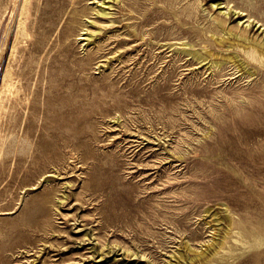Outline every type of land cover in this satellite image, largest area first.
Returning <instances> with one entry per match:
<instances>
[{
    "label": "rangeland",
    "instance_id": "374dc122",
    "mask_svg": "<svg viewBox=\"0 0 264 264\" xmlns=\"http://www.w3.org/2000/svg\"><path fill=\"white\" fill-rule=\"evenodd\" d=\"M44 1L29 0L14 47L22 0H0V67L20 89L0 106V264H177L206 251L223 203L264 236V72L208 71L175 48L227 10L263 35L264 0H77L69 36ZM228 244L200 264H264V243Z\"/></svg>",
    "mask_w": 264,
    "mask_h": 264
},
{
    "label": "bare ground",
    "instance_id": "6f19581e",
    "mask_svg": "<svg viewBox=\"0 0 264 264\" xmlns=\"http://www.w3.org/2000/svg\"><path fill=\"white\" fill-rule=\"evenodd\" d=\"M50 2L52 0H49ZM49 1H44V3H49ZM55 1V3L57 5H55V7L53 8V12H52V22L53 24L55 23V25L52 26H56V19L60 20V17H64L63 15H65V23L66 26L65 28H63L61 31H63V35L64 36H69L71 33L74 34L75 30H76V23L78 22V15H80L79 13V8L76 7V2L77 0H53ZM109 3L111 2L110 5L107 4L108 7L112 6L113 4H117V2H119V0H108ZM125 1V0H124ZM136 1V0H135ZM148 1V0H147ZM168 1V0H167ZM202 0H200L201 2ZM205 1V0H204ZM216 1V0H215ZM262 1V0H260ZM34 2V1H33ZM128 2V1H127ZM131 2V1H130ZM146 2V1H145ZM195 4V3H188L187 6L179 8V9H173V10H169V12H171L174 17H176V19L179 21L181 19H179L180 17V10H185L187 11L188 14H192L194 12L197 11V7H199V3ZM207 2V1H206ZM219 2V1H218ZM217 2V3H218ZM239 2V1H238ZM263 2V1H262ZM3 3V2H2ZM8 3V2H7ZM6 3V4H7ZM29 3V0H22V6L20 8V16L17 22V28L15 29V35H14V47L18 46L16 43L20 42L24 37H26L27 34V30H26V25L24 24V16L27 13V4ZM53 3V2H52ZM148 3V2H146ZM1 4V2H0ZM5 5V3H3ZM12 4H14L12 2ZM121 4V3H119ZM170 4V3H169ZM168 4V5H169ZM258 4V3H257ZM2 5V4H1ZM53 5V4H51ZM122 5V4H121ZM171 5V4H170ZM248 3H246V0H244V3H242L241 5H239L242 9H247L248 8ZM14 6V5H13ZM43 6V5H42ZM49 6V5H48ZM106 6V7H107ZM209 6V5H208ZM214 6H219L218 4H211V6H209L210 11L212 10L211 7L214 8ZM258 6V5H257ZM8 7V6H7ZM44 7V6H43ZM41 7V8H43ZM121 7H124L123 5ZM126 7V6H125ZM157 7V6H156ZM159 7V6H158ZM2 8V7H1ZM52 8V6H51ZM202 8V7H201ZM203 8L204 5H203ZM50 9V8H48ZM84 9V8H83ZM135 9V5L134 3L129 4V15L131 13V11ZM152 9V8H151ZM208 9V10H209ZM254 9V7H253ZM5 10V9H3ZM2 10V11H3ZM82 10V9H81ZM104 10V9H103ZM107 10V11H106ZM105 11H103L101 14H110L108 12V8ZM110 10V9H109ZM142 10V9H141ZM200 10V9H199ZM205 10V9H204ZM11 11V10H10ZM49 11V10H48ZM101 11V10H100ZM222 12V10H220ZM226 11V10H225ZM231 11V9H230ZM256 11V9L254 10ZM29 12V11H28ZM163 12V11H162ZM228 13V10L226 11ZM223 12V14H219L217 15V13L215 14V16H211L212 18H210L211 20L209 21V23L203 27V29H198L196 27L192 28V30L197 34L198 38H200L199 41L195 42H191V41H181L179 43V45L175 46V48L181 52L184 53L186 55V57H190L192 58V60L196 61L195 63H198L199 66L201 67H205V69H207L208 71H214V70H218L219 68H227L230 67L231 69L233 68L231 73H237L240 76L245 77V79L247 77H254L257 73L258 70H262L264 72V34H257L256 33V29L259 27L258 26L255 28V32L251 31V27L247 26V24H245L244 27H240L239 24H231L229 15L230 13H228L229 15L227 16V13ZM233 12V11H232ZM235 12V11H234ZM239 12V11H238ZM17 13V12H16ZM32 13V12H31ZM164 13V12H163ZM236 13V12H235ZM4 14V13H3ZM11 14V13H10ZM47 14V12H46ZM45 14V15H46ZM113 14V13H112ZM111 14V15H112ZM126 14V13H125ZM146 14V12H145ZM166 14V13H164ZM238 14V13H237ZM261 14V12H260ZM15 15V14H14ZM42 15V14H41ZM48 15V14H47ZM105 15V16H106ZM194 15V14H193ZM32 16V15H31ZM54 16L56 18H54ZM122 16V15H121ZM145 16V15H144ZM157 16V15H156ZM119 17V16H118ZM132 16L127 17L128 19H126L125 21H128L131 19ZM169 17V16H168ZM167 17V18H168ZM47 17H45L46 19ZM170 18V17H169ZM168 18V19H169ZM12 19V18H11ZM152 18L150 17H143V25H148L149 23L151 24ZM158 19V17H157ZM47 20V19H46ZM50 20V17H49ZM119 20V19H118ZM122 20V19H121ZM124 20V19H123ZM117 21V20H115ZM140 21V20H139ZM168 21V20H167ZM173 21V20H172ZM241 21V20H240ZM48 22V21H47ZM58 22V21H57ZM61 22V21H60ZM12 23V20H11ZM16 23V22H15ZM49 23V22H48ZM51 23V22H50ZM79 23V22H78ZM77 23V24H78ZM83 23V22H82ZM125 23V22H122ZM132 23V22H131ZM155 23V22H154ZM240 23V22H239ZM130 24V23H129ZM133 24V23H132ZM174 24V23H173ZM256 24V22H255ZM253 24V25H255ZM29 25V24H28ZM63 25V24H62ZM126 25V24H125ZM252 25V26H253ZM257 25V24H256ZM8 26V25H7ZM6 26V27H7ZM12 26V25H11ZM59 26V25H58ZM168 26V25H167ZM166 26V27H167ZM64 27V25H63ZM133 27V26H132ZM176 27V26H175ZM82 28V26H81ZM131 28V27H130ZM129 28V29H130ZM253 28V27H252ZM7 29V28H6ZM9 29V28H8ZM127 29V28H125ZM259 29V28H258ZM14 30V29H13ZM12 32V31H11ZM136 31H134V29H131V32L129 33H135ZM61 33V32H60ZM202 33H206L204 34L202 37ZM142 35V34H141ZM183 36V35H182ZM142 37V36H139ZM185 37V36H184ZM67 38V37H66ZM193 38V37H192ZM143 39V37H142ZM141 39V40H142ZM182 39V38H181ZM184 39V38H183ZM182 39V40H183ZM65 40V38H64ZM67 40V39H66ZM191 40V39H190ZM5 43V42H4ZM162 43V42H161ZM16 44V46H15ZM166 44V43H165ZM21 45V44H19ZM167 45V44H166ZM174 45V44H173ZM169 46L171 47L172 44H169ZM13 49V47H11ZM163 48V47H162ZM169 48V47H168ZM11 49V50H12ZM7 50V49H6ZM14 50V49H13ZM3 52V50H2ZM11 53V52H10ZM10 55V54H9ZM12 55V54H11ZM8 58V57H7ZM11 58V57H10ZM5 59V58H4ZM187 60V59H186ZM194 65V64H193ZM197 65V64H196ZM188 67V66H187ZM193 67V66H192ZM13 68V67H12ZM12 68L9 66V63L6 62V64L2 67H0V106L3 102V99L6 97L7 94H11L13 95V97H15L14 101L17 103L19 102V86H18V81L19 79H15L13 76V71ZM190 68V66L188 67ZM228 69V68H227ZM204 71V70H203ZM220 72V71H219ZM226 72V71H225ZM212 73V72H211ZM217 73V72H216ZM230 73V72H229ZM236 74V75H237ZM233 75V74H232ZM261 75V73H260ZM239 76V77H240ZM18 77V76H17ZM221 77V76H220ZM261 77V76H260ZM218 78V77H217ZM248 79V78H247ZM264 79V78H263ZM20 83V82H19ZM214 83V82H213ZM258 84V83H257ZM207 87V86H206ZM21 88V87H20ZM252 88V87H251ZM215 89V88H214ZM189 93L191 95H197L200 96L202 95L204 92L203 90L200 89H196L193 87H190L189 89ZM253 91V89H252ZM218 92V91H217ZM237 93V92H236ZM240 93V92H239ZM247 93V92H246ZM22 94V93H21ZM26 94V93H25ZM165 93H162L159 95V100H161V102L164 100L165 98ZM216 94V93H215ZM207 95V94H206ZM242 96V95H241ZM21 97V96H20ZM225 97V96H224ZM25 98V97H24ZM26 100V99H25ZM185 100H187L185 98ZM206 100V99H205ZM252 100V99H251ZM188 101V100H187ZM189 101H191L189 99ZM246 101V100H245ZM254 102V100H252ZM22 102V101H21ZM25 102V101H24ZM212 102V101H209ZM259 103V102H258ZM210 104V103H209ZM255 104V103H253ZM260 104V103H259ZM17 105V104H16ZM212 105V104H211ZM231 105V104H230ZM225 106V105H223ZM236 106V105H234ZM258 106V105H257ZM2 107V106H1ZM0 107V109H1ZM211 107V106H210ZM214 107V106H213ZM255 107V106H254ZM216 108V107H215ZM235 108V107H234ZM233 108V110H234ZM240 108V107H239ZM6 109V108H5ZM210 109V108H208ZM175 110V109H174ZM212 110V109H211ZM3 111V110H2ZM5 111V110H4ZM254 111V110H253ZM212 112V111H211ZM235 112V111H234ZM217 113V112H216ZM249 114V112H247ZM262 113V112H261ZM221 114V113H219ZM218 116V114H216ZM234 117V116H233ZM259 117V116H258ZM234 119V118H233ZM253 119V118H252ZM255 120V119H254ZM251 121V120H250ZM263 121V120H262ZM254 122V121H253ZM258 122V121H257ZM241 123V122H240ZM251 123V122H250ZM259 123V122H258ZM257 123V124H258ZM264 123V122H263ZM255 124V125H257ZM230 125V124H229ZM237 125V124H236ZM228 126V125H227ZM243 126V125H242ZM246 126V125H245ZM248 126V125H247ZM237 127V126H236ZM244 127V126H243ZM254 123H253V126ZM241 128V127H240ZM249 128V127H248ZM255 128H258L255 127ZM243 130V128H242ZM252 130V129H250ZM245 132V131H244ZM247 134V133H246ZM1 145V144H0ZM3 145V144H2ZM2 148V147H1ZM3 149V148H2ZM241 149V148H240ZM242 151V150H241ZM1 152V151H0ZM247 152V151H246ZM241 153V152H240ZM1 154V153H0ZM244 154V153H243ZM242 154V156H244ZM249 154V153H248ZM246 155V154H245ZM239 156V155H237ZM246 157V156H245ZM246 159V158H245ZM257 167V166H256ZM247 181V180H246ZM222 209H221V214L218 217H213L211 220H209L210 222H219L218 223V227L217 223L215 226V230L213 228V230L215 231L213 234V238L210 241V243H208L206 245L207 249L205 251L201 250V251H194L193 249V254L192 256L188 255L185 251H181L179 250V252H177L176 254L173 253V256L176 258L177 264H200L201 262L205 261V260H210L211 255L213 254H217L220 251H226L227 252H231L232 253V245L228 244L229 239L233 238L234 241L237 243L235 245H238L240 248H249L251 249L252 247H256V246H261L264 243V236L263 233H261L259 228V225H261L260 223L262 222H258L257 224H253L251 223L249 226H247L245 223L239 221L236 222L233 217L229 214L228 211V206L223 203L221 205ZM1 208V207H0ZM8 208V207H7ZM211 207H208L207 209H205L206 211H208ZM218 212V211H217ZM216 213V212H215ZM213 213V214H215ZM208 214H212V213H208ZM212 214V215H213ZM211 215V217H212ZM208 216V215H207ZM209 222V223H210ZM236 222V223H235ZM211 224V223H210ZM215 224V223H214ZM213 225V224H212ZM262 226V225H261ZM260 226V228H261ZM217 236V237H216ZM230 243V242H229ZM234 243V242H233ZM228 244V245H227ZM232 244V243H231ZM184 248L187 250H192L191 247H189L187 245V243L184 244ZM227 248V249H226ZM95 249V248H94ZM114 249V248H113ZM184 249V250H185ZM196 249V248H195ZM96 250V249H95ZM100 251V249H98ZM112 251V250H111ZM94 252V251H93ZM103 253V252H102ZM108 253V252H107ZM134 254V253H133ZM100 255V254H99ZM135 255V254H134ZM143 256V255H141ZM94 257V256H93ZM137 257V256H136ZM172 257V256H171ZM139 258V257H138Z\"/></svg>",
    "mask_w": 264,
    "mask_h": 264
}]
</instances>
